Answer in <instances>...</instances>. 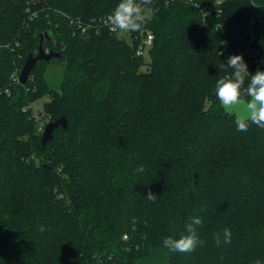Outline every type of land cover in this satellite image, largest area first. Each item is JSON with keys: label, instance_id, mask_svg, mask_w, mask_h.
Segmentation results:
<instances>
[{"label": "trees", "instance_id": "obj_1", "mask_svg": "<svg viewBox=\"0 0 264 264\" xmlns=\"http://www.w3.org/2000/svg\"><path fill=\"white\" fill-rule=\"evenodd\" d=\"M118 3L0 0V264H264V129L237 131L214 94L233 71L219 68L222 33L189 5L162 6L144 60L116 35L74 27ZM251 18L264 50V0H226L227 32ZM40 44L62 57L22 85L13 76ZM45 97L68 128L43 147L32 104ZM193 217L204 246L170 252L163 239Z\"/></svg>", "mask_w": 264, "mask_h": 264}, {"label": "clouds", "instance_id": "obj_2", "mask_svg": "<svg viewBox=\"0 0 264 264\" xmlns=\"http://www.w3.org/2000/svg\"><path fill=\"white\" fill-rule=\"evenodd\" d=\"M150 2L151 0H119L113 12L107 15L105 24L113 32H135L141 28L145 20L144 6ZM225 67L233 71L220 77L215 83L214 94L220 105L229 115L235 116L237 131L247 132L250 125L264 129V71L258 69L254 74H250L242 55L230 56L226 65L221 63L219 66L220 70ZM239 104L246 105V115L233 110L234 106ZM144 170L143 165L137 168L139 172ZM156 197L149 191L146 199L154 202ZM202 223V218L193 217L191 223L186 225V235L179 238L166 237L162 241L163 246L170 252L180 253H190L198 246H204L205 241L199 238L195 227ZM222 236L224 244L231 242L232 233L229 228L223 230ZM214 242L217 246L221 244L220 233L214 235ZM255 264H261V261L256 260Z\"/></svg>", "mask_w": 264, "mask_h": 264}, {"label": "built area", "instance_id": "obj_3", "mask_svg": "<svg viewBox=\"0 0 264 264\" xmlns=\"http://www.w3.org/2000/svg\"><path fill=\"white\" fill-rule=\"evenodd\" d=\"M178 3L186 4L199 10L202 14L203 22L206 25L217 26V29L223 35L221 54L224 56L226 62L232 55H242L250 74H254L258 69L264 71V50L260 48L257 42L256 19L251 18L247 27L241 31L227 32V22L223 20L226 0H151L150 4L144 6L145 20L143 21V29L141 31H110L109 27L105 24V19L108 14L88 20H74V27L84 34L107 31L112 35H116L132 46L136 57L148 60L155 40L153 32L148 28L149 20L152 19L162 6H170ZM32 18H34L33 14ZM2 46L4 45L0 42V47ZM45 51L46 53L51 52L50 50ZM13 77L15 81L20 83V75L16 74ZM245 83L247 84V80ZM38 127L40 131H44L45 124L41 122L38 124ZM124 238L128 239V235H125Z\"/></svg>", "mask_w": 264, "mask_h": 264}, {"label": "water", "instance_id": "obj_4", "mask_svg": "<svg viewBox=\"0 0 264 264\" xmlns=\"http://www.w3.org/2000/svg\"><path fill=\"white\" fill-rule=\"evenodd\" d=\"M142 29H143V23L138 31H141ZM45 36H47V34H45ZM43 40H44V36L41 37V43ZM61 57L62 55L60 53L54 51H51L50 53H46V51L43 49L42 44H40L38 53L36 55L30 54L27 57L26 62L20 74V79H19L20 84L25 85L28 82L32 71L35 70L37 63L39 61L51 62L53 59L61 58ZM233 110L238 114H242V115L247 114V108L245 104L236 105L234 106ZM58 128H64V129L68 128V120L65 117H62L56 121H51L45 126L42 136L43 147H46L47 144L53 140L54 132Z\"/></svg>", "mask_w": 264, "mask_h": 264}, {"label": "rangeland", "instance_id": "obj_5", "mask_svg": "<svg viewBox=\"0 0 264 264\" xmlns=\"http://www.w3.org/2000/svg\"><path fill=\"white\" fill-rule=\"evenodd\" d=\"M63 78V65L59 62H54L50 65L48 73H47V81L53 89H57L60 86V83ZM47 102H51V99L48 97L41 98L39 101H36L32 104L34 118L37 120V128L39 133H43V131L39 130L38 124L44 123L45 126L53 121L54 116L48 115L45 113L44 105ZM37 165L40 166V161H37Z\"/></svg>", "mask_w": 264, "mask_h": 264}]
</instances>
